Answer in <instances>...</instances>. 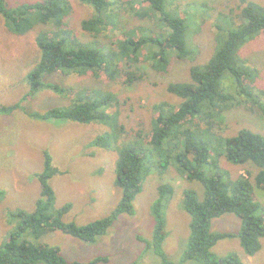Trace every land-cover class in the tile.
Instances as JSON below:
<instances>
[{
    "label": "trees",
    "instance_id": "16d2710c",
    "mask_svg": "<svg viewBox=\"0 0 264 264\" xmlns=\"http://www.w3.org/2000/svg\"><path fill=\"white\" fill-rule=\"evenodd\" d=\"M81 1L92 10L91 15L80 22L82 30L89 36L87 41L71 35L66 22L71 11L68 0H33L11 7L0 0V14L12 33L21 35L40 27L34 35L39 60L26 76L29 88L22 99L43 87L68 99L65 106L42 112L28 111L20 102L7 106L0 104V113L23 109L30 117L40 120L97 123L108 127L109 130L94 136L88 145L104 149L116 147L113 183L120 189V197L104 217L82 225L65 221L63 217L71 203L55 206L50 179L61 171L53 164L51 155L44 151L42 169L36 173L39 195L30 212L18 210L16 213L17 224L0 244V264H97L106 260L97 256L87 262L70 261L61 254L59 247L39 239L59 230L84 242H95L120 214H134L133 202L142 189L148 162L160 175L174 166L187 180L198 181L202 186V198L193 189L182 192L181 207L190 217L184 260L199 264H244L234 254L214 257L211 248L232 233L212 232L210 225L215 217L233 214L240 220L235 235L244 253L254 255L261 248L264 206L255 199L254 186L264 191V131L260 133L241 127L230 136H222L218 131L223 113L231 108L245 106L252 110L257 105L264 114L258 92L249 86L255 70L239 54L244 43L264 33V5L239 0L237 12L218 13L220 22L215 24V51L205 62L190 66L189 80L172 81L166 86L169 93L181 99L180 103H154L149 127L137 129L132 137L118 143L124 128L119 122L118 111H108L119 105L116 94L97 87L69 89L45 82V76L54 72L91 73L101 82L102 79L120 80L130 85L144 77L141 63H147L148 68L158 73H165L173 58L181 60L193 52L186 41V20L170 11L167 0H139L134 14L140 19L153 20L155 28L139 25L136 26L138 33L132 29L115 36L113 33V37L108 38L107 31L119 26L121 4L112 0ZM126 2L132 3L128 0L122 5L128 6ZM226 80L234 87V92L247 97L250 105L228 90ZM221 149L228 162L235 165L251 163L258 168L253 182L249 175L225 177L227 171L219 166L216 157L223 155ZM204 167L213 172L207 174ZM157 189L158 197L151 206L154 217L152 240L146 249H151L160 258V264H176L166 258L162 248L167 235L163 209L173 189L167 183Z\"/></svg>",
    "mask_w": 264,
    "mask_h": 264
},
{
    "label": "rangeland",
    "instance_id": "374dc122",
    "mask_svg": "<svg viewBox=\"0 0 264 264\" xmlns=\"http://www.w3.org/2000/svg\"><path fill=\"white\" fill-rule=\"evenodd\" d=\"M6 6L28 3L33 0H4ZM71 11L66 22L71 35L87 41L88 34L80 26L81 20L92 13L90 6L81 0H68ZM120 5V23L116 29L107 31V37H113L125 31L144 25L155 28L154 21L140 19L134 14L139 0H112ZM170 11L184 16L186 23V41L190 56L184 59L173 58L165 73H158L141 63L144 77L130 85L120 80H97L91 73L54 72L46 75L45 82L55 83L69 89L84 87L104 88L112 91L118 98L119 105L108 109L118 111L119 122L124 132L121 139L132 137L137 129H146L152 119V105L165 101L173 105L181 99L166 90L172 81L189 80V68L193 63L205 62L217 46L215 24L219 23L218 13L237 12L239 0H167ZM264 5V0H252ZM40 27L25 34H14L7 27L0 14V104L12 105L20 102L28 111H45L51 107L65 106L68 99L49 88L37 89L22 99L28 90L26 76L38 63L40 52L34 42V35ZM139 30H136L138 33ZM120 36V35H119ZM118 36V37H119ZM108 40V39H105ZM242 58L254 68V78L249 86L258 92L264 104V33H260L244 43L239 50ZM227 81L228 90L235 93L241 102L247 97L234 92V87ZM262 91L263 93H260ZM250 105L249 102L246 103ZM218 133L230 136L241 127L262 133L264 114L257 105L250 110L245 106L234 107L222 115ZM109 130L102 124H83L67 120H40L30 117L23 109L10 113H0V244L9 231L17 224L18 210L30 212L40 192L36 173L42 169L43 152L47 151L53 164L58 167V174L50 179L55 193V206L71 203L70 210L64 215L65 221L78 225L86 224L108 215L116 206L120 189L113 183L116 147L109 149L89 146V141L96 135ZM223 149V148H222ZM221 149V150H222ZM223 155H217L218 164L227 173L225 177L234 178L238 174L253 176L258 168L251 164L235 165ZM207 174L213 171L204 167ZM167 183L173 192L164 205L167 235L162 244L166 258L176 264H199L184 260L183 254L189 237V215L181 207L184 189H193L202 198L203 189L198 181L187 180L177 168L171 166L164 175L158 174L150 162L142 182V189L136 196L134 214H120L104 235L93 243L65 234L59 230L46 233L40 242L57 246L67 260L87 262L97 256L105 257L97 264H160V258L151 249H146L152 240L154 217L151 212L153 201L158 197V186ZM254 196L264 206V191L254 186ZM240 220L233 214L226 213L211 220L212 232L232 233L222 238L211 248L214 257L229 254L236 255L244 264H264V237L261 248L254 255L244 253L238 232Z\"/></svg>",
    "mask_w": 264,
    "mask_h": 264
}]
</instances>
